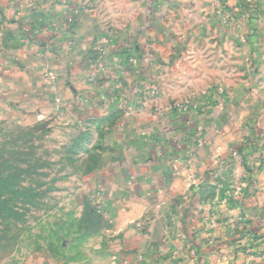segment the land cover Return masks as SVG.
<instances>
[{"label":"crops","instance_id":"1","mask_svg":"<svg viewBox=\"0 0 264 264\" xmlns=\"http://www.w3.org/2000/svg\"><path fill=\"white\" fill-rule=\"evenodd\" d=\"M14 8L37 44L14 52L0 32L1 80L21 76L27 115L66 109L93 134L121 193L125 264H264V0Z\"/></svg>","mask_w":264,"mask_h":264},{"label":"rangeland","instance_id":"2","mask_svg":"<svg viewBox=\"0 0 264 264\" xmlns=\"http://www.w3.org/2000/svg\"><path fill=\"white\" fill-rule=\"evenodd\" d=\"M6 1H0V32L13 37L14 52L31 50L36 27L14 8L20 0ZM2 78L0 264H125L116 232L121 193L101 174L104 155L95 137L79 132L66 109L52 119L39 118L35 109L27 115L21 76L13 90Z\"/></svg>","mask_w":264,"mask_h":264},{"label":"built area","instance_id":"3","mask_svg":"<svg viewBox=\"0 0 264 264\" xmlns=\"http://www.w3.org/2000/svg\"><path fill=\"white\" fill-rule=\"evenodd\" d=\"M257 15V9L256 8H252L250 10V12L248 13V16L250 19H255ZM188 109H192L193 111H196L198 109V107L196 105H192V106H184L183 107V111H189ZM206 144V142L200 138H197L196 139V142H195V146L200 148L202 146H204Z\"/></svg>","mask_w":264,"mask_h":264}]
</instances>
